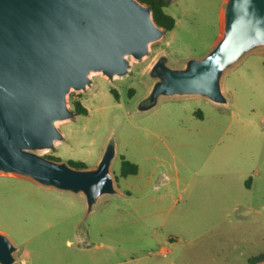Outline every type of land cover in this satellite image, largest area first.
I'll use <instances>...</instances> for the list:
<instances>
[{"label":"rangeland","instance_id":"1","mask_svg":"<svg viewBox=\"0 0 264 264\" xmlns=\"http://www.w3.org/2000/svg\"><path fill=\"white\" fill-rule=\"evenodd\" d=\"M227 1H170L175 27L145 56L128 55L126 74L95 71L84 89L71 88L68 108L80 100L88 114L57 121L63 137L30 149L95 169L113 146L115 192L90 206L83 191L0 171V233L16 247L13 264H243L264 248V45L223 71L225 102L201 94L146 102L160 59L184 69L213 50ZM123 159L138 173L121 176Z\"/></svg>","mask_w":264,"mask_h":264},{"label":"water","instance_id":"2","mask_svg":"<svg viewBox=\"0 0 264 264\" xmlns=\"http://www.w3.org/2000/svg\"><path fill=\"white\" fill-rule=\"evenodd\" d=\"M163 33L138 0H0V171L83 191L90 206L101 194L115 192L113 146L95 169H77L30 149L52 147L63 137L56 122L75 114L67 106L71 88L84 89L95 71L126 74L127 56H145ZM258 45H264V0H228L225 31L213 50L184 69L160 59L153 74L161 80L146 102L170 94L225 102L223 71ZM15 250L0 233V263L13 264Z\"/></svg>","mask_w":264,"mask_h":264},{"label":"trees","instance_id":"3","mask_svg":"<svg viewBox=\"0 0 264 264\" xmlns=\"http://www.w3.org/2000/svg\"><path fill=\"white\" fill-rule=\"evenodd\" d=\"M141 3L147 5L152 12L155 22L166 30H171L175 27V18L165 11V7L168 6L169 1L167 0H138ZM75 113L77 114H88V109L84 106L80 100L74 101ZM50 159V158H49ZM52 159V158H51ZM56 160V159H53ZM58 161V160H56ZM70 166L77 169H87L88 167L82 161H71L68 163ZM139 166L127 159H123L121 176L126 177L128 175L137 174ZM264 263V248L257 251L256 253L248 255L243 264H262Z\"/></svg>","mask_w":264,"mask_h":264},{"label":"crops","instance_id":"4","mask_svg":"<svg viewBox=\"0 0 264 264\" xmlns=\"http://www.w3.org/2000/svg\"><path fill=\"white\" fill-rule=\"evenodd\" d=\"M167 249H169V248H167V247H162L161 250H160V252H162V253L164 254V252H165ZM169 250H170V249H169ZM164 255H165V254H164Z\"/></svg>","mask_w":264,"mask_h":264},{"label":"bare ground","instance_id":"5","mask_svg":"<svg viewBox=\"0 0 264 264\" xmlns=\"http://www.w3.org/2000/svg\"><path fill=\"white\" fill-rule=\"evenodd\" d=\"M118 77V76H117Z\"/></svg>","mask_w":264,"mask_h":264}]
</instances>
